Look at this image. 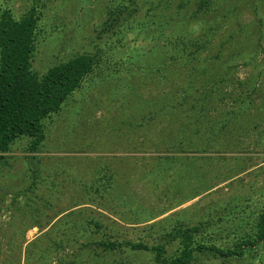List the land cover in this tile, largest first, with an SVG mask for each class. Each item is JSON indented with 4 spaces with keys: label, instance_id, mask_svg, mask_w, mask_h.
<instances>
[{
    "label": "rangeland",
    "instance_id": "374dc122",
    "mask_svg": "<svg viewBox=\"0 0 264 264\" xmlns=\"http://www.w3.org/2000/svg\"><path fill=\"white\" fill-rule=\"evenodd\" d=\"M9 1L18 17L33 0ZM59 1L50 3L40 26L34 58L40 74L60 62L54 55L74 53L83 35L104 21L109 0ZM254 2L241 11L238 25L256 20L255 6L264 14V0ZM147 26L150 35L160 33L156 23ZM133 37L128 32L125 43ZM146 39L140 35L136 42L139 57L137 52L130 57L134 45L116 49V58L124 55L131 64L130 72L107 74L104 81L100 76L94 86L76 91L62 112L45 120L47 138L40 151L31 152L29 139L23 138L5 154L0 163V264H118L131 257L154 264L149 254L130 252L96 258L87 242L101 235L91 233L88 221L102 222L107 227L102 230L117 232L121 239H139L146 238L149 224L170 214L177 213L173 220L186 219L205 204L229 200L264 203V134L258 133L264 130V112L249 108L236 122L237 135L219 142L207 137L212 131L204 122L190 125L197 117L190 102L151 117L149 102L165 94L157 77H149L143 67L161 64L162 41ZM251 73L240 63L231 72L242 80ZM231 101L212 96L207 116L222 119ZM187 125L191 128L184 131ZM179 134L184 136L183 157L168 158ZM206 143L207 155L194 158L195 145ZM192 264H264V243L244 258L202 256Z\"/></svg>",
    "mask_w": 264,
    "mask_h": 264
},
{
    "label": "trees",
    "instance_id": "16d2710c",
    "mask_svg": "<svg viewBox=\"0 0 264 264\" xmlns=\"http://www.w3.org/2000/svg\"><path fill=\"white\" fill-rule=\"evenodd\" d=\"M52 1L33 0L17 17L10 1L0 0V163L19 139L28 138V149L40 151L47 138L45 120L62 112L71 97L94 86L100 76L104 81L107 74L130 72L132 66L127 58H116L115 52L119 46L131 44L135 49L130 57L135 52L137 57L141 56V46L136 44L140 35H147L146 41H162L161 64L156 66L153 62L143 67L149 77H157L165 94L149 102L151 117L159 112L168 115L190 102L191 111L197 113L190 125L204 122L207 130L212 131L207 137L219 142L237 135L236 122L249 108L258 107L264 112V14L255 6L256 20L249 26L238 25L241 11L254 5V0H109L104 21L83 35L74 53L66 57L63 53L54 55L60 62L40 74L34 69V58L42 33L40 26L48 17ZM88 15L90 19L92 13ZM149 22L158 25V35H150ZM196 26L201 27L199 33ZM128 32L135 37L125 43ZM239 63L252 71L244 80L231 74ZM196 93H202L200 99H193ZM212 96L220 102L226 96L232 100L233 106L222 119L207 116ZM190 128L187 125L184 131ZM258 133L263 136L264 130ZM177 138L181 140L167 151L168 158L183 157L180 145L184 136L179 134ZM208 147L209 143L195 145L198 154L194 158H204ZM249 205L251 211L247 212ZM192 215L173 220L177 213L170 214L149 224L144 231L146 238L139 239H121L117 232L108 233L102 230L107 228L102 222L91 219V233L101 237L87 242V248L91 247L96 258L130 252L149 254L154 264H192L202 256L222 260L244 258L264 243L262 202H213ZM118 264L141 263L131 257Z\"/></svg>",
    "mask_w": 264,
    "mask_h": 264
}]
</instances>
